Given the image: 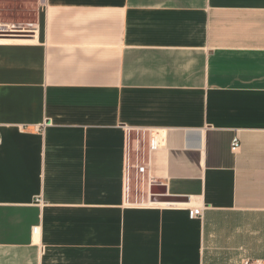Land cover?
<instances>
[{"label": "crops", "instance_id": "1", "mask_svg": "<svg viewBox=\"0 0 264 264\" xmlns=\"http://www.w3.org/2000/svg\"><path fill=\"white\" fill-rule=\"evenodd\" d=\"M24 4L32 36L0 37V264L264 260V0Z\"/></svg>", "mask_w": 264, "mask_h": 264}, {"label": "rangeland", "instance_id": "2", "mask_svg": "<svg viewBox=\"0 0 264 264\" xmlns=\"http://www.w3.org/2000/svg\"><path fill=\"white\" fill-rule=\"evenodd\" d=\"M24 1H0V26L8 32L0 33L7 35H19L16 31L29 23L32 19V9L30 6H25ZM11 36H9L10 38ZM12 38H16L13 37ZM24 38V37H23Z\"/></svg>", "mask_w": 264, "mask_h": 264}, {"label": "built area", "instance_id": "3", "mask_svg": "<svg viewBox=\"0 0 264 264\" xmlns=\"http://www.w3.org/2000/svg\"><path fill=\"white\" fill-rule=\"evenodd\" d=\"M0 1H24L23 3H27V2H36V3H40L41 0H0ZM2 27V26H0ZM4 28V27H2ZM6 28V27H5ZM22 29H19L17 32V34L19 35H7V34H1L0 37H9V36H13V37H16V38H28V37H31L33 32L35 31V27L32 23H28L26 24L25 26L21 27ZM9 30H3V29H0V33H3V32H8ZM1 141V140H0ZM156 147V144L155 143H152L150 144L149 146V149L150 150H154V148ZM239 147V141L238 139L234 138L232 141H231V149H236ZM128 170V167L126 168V171ZM137 170L139 172H142L143 171V168L142 167H139L137 168ZM190 214V217H200L202 216V211L198 208H194L192 210H190L189 212ZM255 264H264V260H255L254 261Z\"/></svg>", "mask_w": 264, "mask_h": 264}, {"label": "water", "instance_id": "4", "mask_svg": "<svg viewBox=\"0 0 264 264\" xmlns=\"http://www.w3.org/2000/svg\"><path fill=\"white\" fill-rule=\"evenodd\" d=\"M168 202V201H170V200H167V199H157V200H153V202ZM171 202H173V201H171Z\"/></svg>", "mask_w": 264, "mask_h": 264}, {"label": "bare ground", "instance_id": "5", "mask_svg": "<svg viewBox=\"0 0 264 264\" xmlns=\"http://www.w3.org/2000/svg\"><path fill=\"white\" fill-rule=\"evenodd\" d=\"M0 29H1V27H0Z\"/></svg>", "mask_w": 264, "mask_h": 264}]
</instances>
